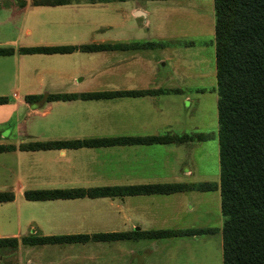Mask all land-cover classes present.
I'll use <instances>...</instances> for the list:
<instances>
[{"label":"crops","instance_id":"obj_1","mask_svg":"<svg viewBox=\"0 0 264 264\" xmlns=\"http://www.w3.org/2000/svg\"><path fill=\"white\" fill-rule=\"evenodd\" d=\"M10 2L13 4L4 5L6 17H13L12 39L7 42L14 44L15 51L0 56V65L10 63L12 66V84L7 87L9 101L0 104V144L10 140L17 146L24 137L43 141L208 132L206 125L196 117V106L192 105L200 97L206 99V93L213 94V88L207 91L203 81L186 80L171 51L174 45H193V37L209 34L213 40V2L212 19L205 30H198L196 22H183L170 16L168 0L140 3L74 0L57 5H32L31 0ZM137 19L140 21L136 22ZM19 40L33 46L133 42L162 45L20 54L16 51L20 46H15ZM27 60L32 67L23 65ZM168 62L171 68L160 70L159 65L165 66ZM23 87L25 92L33 94L157 91L141 96L46 101L39 107H30L20 102L19 90ZM213 96L211 103L215 101L216 104V94ZM193 117L196 118L194 122ZM11 118L12 123L6 124ZM205 141L33 151L15 149L7 154L14 160L12 184L19 190L196 183L214 178L205 163L210 158L212 165L214 155L210 151L208 157ZM3 153L0 152V156ZM209 192L211 194H206ZM197 193L205 197H198ZM217 198L219 200L218 191L43 200H21L15 195L11 201L0 202V238L192 228L187 226L196 225L193 222H197V218L201 219L198 222L206 220L207 212L200 214L198 202L213 201L215 204ZM218 232L220 234L219 230L210 234ZM198 236L183 238L194 240ZM178 238L29 246L50 252L52 264H86L88 260L96 264H111L116 260L117 264V259L122 264H166L159 260L161 250L181 241ZM97 252L98 256H91Z\"/></svg>","mask_w":264,"mask_h":264},{"label":"trees","instance_id":"obj_2","mask_svg":"<svg viewBox=\"0 0 264 264\" xmlns=\"http://www.w3.org/2000/svg\"><path fill=\"white\" fill-rule=\"evenodd\" d=\"M74 0H31L32 5L67 4ZM103 0H88L100 2ZM214 77L216 91L218 185L211 182L159 183L135 186L95 188L26 189V200L76 197H121L128 195L169 194L214 189L219 191L222 224L221 264H264V0H212ZM162 43L80 44L55 46H20V54H51L98 51L121 48H151ZM0 46V56L14 53ZM157 90L101 91L88 93L24 94L23 101L39 107L46 101L99 99L153 94ZM159 91V90H158ZM166 90H161L164 92ZM9 101L0 96V104ZM209 139L206 133L145 136H116L88 139L29 140L17 146L1 143L0 152L103 147L129 144H167ZM11 190L0 191V202L13 199ZM210 228L156 229L142 232H106L91 235H28L2 237L0 247L25 245L115 241L121 239H161L195 236L216 232Z\"/></svg>","mask_w":264,"mask_h":264},{"label":"rangeland","instance_id":"obj_3","mask_svg":"<svg viewBox=\"0 0 264 264\" xmlns=\"http://www.w3.org/2000/svg\"><path fill=\"white\" fill-rule=\"evenodd\" d=\"M134 1V3H140L143 0H130ZM170 16L179 21H189L190 23L196 22L198 25V30L203 28L204 30L208 27L210 20L212 19V0H168ZM0 46H9L14 47V44L11 42H7L12 39L10 36L13 33V17H6V13L4 12V5H9L10 0H0ZM13 4V3H11ZM10 4V5H11ZM197 5V7H195ZM8 7V6H7ZM195 7V8H194ZM140 21L139 19L136 22ZM11 25V26H10ZM6 41V42H5ZM192 41L194 42L191 46H179L174 45L172 47V55L175 60L176 65L181 69V71L185 75V79H194L203 81V85L205 86L207 91H211L213 88L215 91V77H214V45L212 37L208 35H203L202 37H193ZM203 42V43H201ZM26 43L25 40H19V46H33V45H24ZM170 53V52H169ZM7 60V59H5ZM25 67H32L30 60L23 62ZM160 70H167L171 68L170 62H168L165 66L159 65ZM12 66L9 64H1L0 65V82L2 81L3 85H0V89H2V94L0 96H8L7 87H10L12 82ZM212 69V75L210 71ZM184 71H187L186 74ZM191 75V76H190ZM201 75L202 78H201ZM190 76V77H188ZM30 87V86H28ZM25 88H20L19 96L20 102H23L22 95L24 94H33L25 92ZM213 93V94H214ZM36 94V93H35ZM212 93H206V99L198 98L196 104L192 106H196V117L201 119L202 122L206 125V129H208L206 134L209 135V139L205 141L207 145V155L210 151L213 152V162L211 165V160L208 155V159H206V165L208 171L212 170L214 174V178L209 181L212 184L218 185L219 181V163H218V146H217V122H216V104L215 101L211 103ZM195 117H193V122L195 121ZM13 121V118L10 119L6 124L10 125ZM6 125V130L9 129V126ZM2 126H0V129ZM2 136H4L2 132ZM24 139L23 142H28L27 138ZM10 140L4 141V143H10ZM5 156V157H1ZM0 156V191L11 190L13 195H16V199L23 200V191L26 188H22L19 190L18 187L12 184V180L14 177V160L10 157L7 152L3 153ZM208 162V163H207ZM4 168V169H3ZM4 170V171H3ZM197 183V182H196ZM20 187V185H19ZM23 187V186H22ZM211 191H218V189H214ZM207 192V191H206ZM219 193V191H218ZM198 197H205L201 195L202 193H197ZM206 194H211L206 193ZM210 196V195H208ZM199 209L200 214L207 212L206 220L204 222H198L201 219L197 218V222H193L196 225H191L187 227H199L203 224H207L206 227H215L218 230L222 224V217L219 210V200L215 204L213 201L204 202L200 201ZM9 215V213H6ZM200 217V215H198ZM198 224V225H197ZM185 227V226H184ZM205 228V227H201ZM181 241L174 242L165 246L163 250H161L159 260H163L166 264H221V246H220V234H204L199 235L197 239L189 240L185 239L183 236H180ZM91 252H95V250L91 249ZM98 253H94L93 257L98 256ZM108 252L106 251L105 255L108 256ZM120 254V252H119ZM94 260H88L86 264H96L93 263ZM52 256L50 252L47 251H37L32 249L29 245H23L17 243L14 247L12 246H4L0 247V264H52ZM71 264V263H66ZM105 264H109L108 262ZM111 264H116V260L112 261ZM117 264H122V261L117 259Z\"/></svg>","mask_w":264,"mask_h":264}]
</instances>
